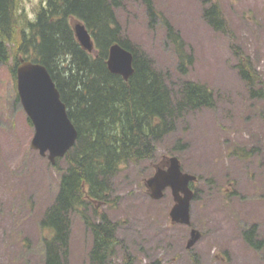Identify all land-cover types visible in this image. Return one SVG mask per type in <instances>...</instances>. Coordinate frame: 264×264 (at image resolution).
Segmentation results:
<instances>
[{
	"label": "rangeland",
	"instance_id": "obj_1",
	"mask_svg": "<svg viewBox=\"0 0 264 264\" xmlns=\"http://www.w3.org/2000/svg\"><path fill=\"white\" fill-rule=\"evenodd\" d=\"M121 1L124 32L174 90L191 79L207 84L215 98L212 107L179 118L155 143L152 159L121 165L108 202L93 201L84 210L93 220L106 214L118 222L122 243L110 264H264V97L252 96L240 68L249 60L246 66L264 81V0H212L225 18L221 28L205 19L210 3L204 0H152L155 18L144 0ZM42 4L46 0H21V11L34 18ZM166 21L184 42L186 73ZM13 64V58L0 62V264H41L40 221L57 194L60 173L30 147L34 127L17 100ZM179 138L186 143L180 149ZM171 155L199 176L191 216L202 237L191 249L190 227L171 220V189L155 200L146 183ZM58 163L65 170L68 160ZM254 225L259 249L243 236ZM69 242V264H88L93 238L80 212L72 214Z\"/></svg>",
	"mask_w": 264,
	"mask_h": 264
},
{
	"label": "trees",
	"instance_id": "obj_2",
	"mask_svg": "<svg viewBox=\"0 0 264 264\" xmlns=\"http://www.w3.org/2000/svg\"><path fill=\"white\" fill-rule=\"evenodd\" d=\"M144 1L151 17H157L152 0ZM207 2L205 19L215 28L225 27L219 4ZM122 5L121 0H46L30 18L22 13L21 0H0V62L14 59L15 81L21 58L47 66L78 130L75 145L65 155L66 169L59 167L60 158L53 165L60 178L57 194L40 221L45 230L41 264H69L71 219L76 212L82 214L93 238L88 264H110L122 243L118 222L106 214L93 220L84 210L93 201L108 202L112 178L121 165L152 159L155 143L174 130L179 118L214 105V92L205 83L183 79L174 90L124 32L117 12ZM75 18L91 32L92 52L79 43L72 23ZM165 24L180 69L186 73L182 37L168 21ZM115 42L134 53L135 71L128 80L108 68L109 48ZM241 63L252 96L263 98V79L246 66L251 65L249 60ZM185 144L179 138L175 147ZM254 230L255 225L244 230L243 236L259 249L262 241L254 238Z\"/></svg>",
	"mask_w": 264,
	"mask_h": 264
},
{
	"label": "water",
	"instance_id": "obj_3",
	"mask_svg": "<svg viewBox=\"0 0 264 264\" xmlns=\"http://www.w3.org/2000/svg\"><path fill=\"white\" fill-rule=\"evenodd\" d=\"M73 29L81 46L93 51L94 38L85 23L75 20ZM107 64L111 72L128 80L135 71L134 53L120 42H115L109 48ZM17 88L21 104L34 125L30 146L41 155H47L50 162L55 164L75 145L78 130L47 66L22 59L17 66ZM197 178V175L184 171L179 157L172 155L167 165L156 167L146 183L155 200L161 199L165 190L170 188L174 198L171 220L191 225V202L195 195L191 183ZM201 236L199 229L192 228L187 248H192Z\"/></svg>",
	"mask_w": 264,
	"mask_h": 264
},
{
	"label": "flooded vegetation",
	"instance_id": "obj_4",
	"mask_svg": "<svg viewBox=\"0 0 264 264\" xmlns=\"http://www.w3.org/2000/svg\"><path fill=\"white\" fill-rule=\"evenodd\" d=\"M167 160H168V159H167ZM167 160H166V162H165V163H163V164H162V166H165V165H167Z\"/></svg>",
	"mask_w": 264,
	"mask_h": 264
}]
</instances>
